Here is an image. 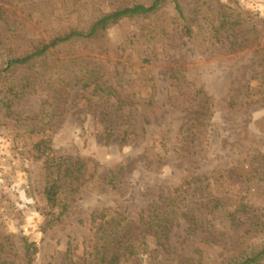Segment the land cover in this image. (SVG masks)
I'll return each mask as SVG.
<instances>
[{"label":"rangeland","instance_id":"rangeland-1","mask_svg":"<svg viewBox=\"0 0 264 264\" xmlns=\"http://www.w3.org/2000/svg\"><path fill=\"white\" fill-rule=\"evenodd\" d=\"M78 1L81 5L73 15L89 20L99 10H110L116 0ZM182 2L185 6L193 3V8L196 0ZM52 3L49 0L44 4L50 22ZM231 4L264 22V0H234ZM175 7L169 0L158 14L157 23L167 28L169 35L168 39L164 37L161 29L153 32L157 49L150 63L144 62L136 47L152 50L150 41L145 38L140 44L138 36L154 20L124 18L97 39H74L41 62L59 64L61 74L40 76L36 89L26 92L13 105L12 112L17 110L19 115H8L0 100V238L8 237L7 247L15 246L22 260H26V238L35 244L30 255L32 264H60L70 249L87 256L96 238L95 212L117 207L138 216L159 195L173 190L188 176L225 174L227 178L235 173L241 186L245 184L241 174L251 170L252 156L264 154V63L256 48L227 52L221 44H213L205 20L210 11L199 14L192 36L180 38L174 22L178 15ZM56 24L57 20L53 21L52 27ZM27 27L29 40L38 36L37 26L29 22ZM154 27L152 24L151 30ZM177 63L188 66L190 80L206 89L215 103L211 118L193 131H185L190 119L187 111L167 101L172 82L169 68ZM68 64L80 78L88 73L102 79V74L122 72L119 81L125 85V92L154 95L155 104L139 103L121 112L125 116L133 111L138 135L125 145L119 144L118 136L107 141L102 122L105 93L95 91L96 83L83 88L70 77L68 80L62 73H69L65 71ZM253 70L258 73L255 77ZM20 71L11 74L19 76ZM12 75L0 80V99L12 85ZM249 81L257 89L251 94L245 92ZM231 97L236 98V105H229ZM249 97L253 101L246 105ZM188 133L191 136L185 138ZM43 136L52 138L58 155L71 156L69 162L85 161L84 176L65 187L60 194L62 203L55 207L48 204L44 192L52 171L36 157L35 144ZM112 174L115 183L109 181ZM250 193L264 205L263 187L254 183ZM187 226L180 218L171 233L172 244L180 253L185 250L182 242ZM257 232L264 235V216L260 217ZM201 238L200 232L191 235L194 241ZM150 239V246H154L157 239ZM149 254L143 249L127 264H150ZM202 255L205 264H212L222 260L226 252L222 246L211 245L202 249Z\"/></svg>","mask_w":264,"mask_h":264},{"label":"trees","instance_id":"trees-1","mask_svg":"<svg viewBox=\"0 0 264 264\" xmlns=\"http://www.w3.org/2000/svg\"><path fill=\"white\" fill-rule=\"evenodd\" d=\"M47 1L49 0L0 2V80L21 69V75L15 76L13 73L12 85L0 99L8 115L20 114L17 110L12 112L13 105L21 101L26 92L36 89L42 76L61 74L59 64L53 65L50 61L47 65L41 62L45 63L54 50L74 39H97L105 30L124 18L153 19L150 27L142 28V33L138 36L140 44L147 38L150 47L152 46L151 51L145 46L136 47L145 63H150L155 57L152 53L157 46L152 38L159 29L168 39L167 28H161L157 20L160 10L169 0H116L110 10H99V14L89 20L73 15V10L81 5L78 0H50L53 2L50 10V17L53 19L51 22L44 10ZM172 1L178 13L174 22L180 38L192 36L199 14L210 11L211 15L205 17V20L210 30L209 40L213 44H221L227 52L254 47L264 63V22L258 21V16L246 14L240 7L231 4L234 0H203L201 3L196 0L193 8H190L193 3L185 6L182 0ZM204 5H207V9L202 10ZM55 20L58 24L52 27ZM29 22L39 30L38 36L31 40L28 36ZM152 24L155 27L151 30ZM45 32H49L47 36H43ZM68 65L65 71L69 73L62 72L68 80L70 77L71 82L81 84L83 88L96 83L95 91L102 90L105 93L102 99V122L107 141L118 136L119 144L125 145L135 134L138 135L133 111L125 116L121 112L139 103L155 104L154 95L141 96L125 92V85L119 81L122 72H116L115 75L102 74V79L101 76L90 77L91 74L88 73L87 77L80 78L75 68ZM187 70L188 66L182 63L170 66L171 94L167 101L174 107L187 111L190 119L186 123L185 131H193V128L200 127L211 118L215 103L206 89L194 85ZM252 75L257 76V70H253ZM254 90L257 89L249 81L245 92L251 94ZM252 101L249 97L246 105H250ZM236 103V98L231 97L229 105ZM189 136L190 133L185 138ZM185 147L183 146L188 151L189 148ZM35 149L36 157L42 159L52 171V179L47 183L44 192L48 204L55 207L62 203L60 194L65 187H71L84 176L85 161L76 159L69 162L71 156L58 155L52 138L46 136L36 142ZM53 167L57 169V173L53 171ZM241 175L245 176V184L241 186L237 185L240 177L235 173L227 178L225 174L188 176L173 190L159 195L158 200H154L152 206L144 208L138 216L117 207L103 208L101 213L93 214L96 238L91 252L87 256H80L70 249L60 264H127L143 249L150 253V264H205L202 249L211 245L222 246L226 252L222 260L212 264H264V235L257 232L260 217L264 216V205L254 200L250 193L254 183L264 188V154H254L251 170ZM114 179L113 174L109 176L111 183H115ZM245 186L246 190H243ZM180 218L188 223L182 242L185 244L183 253L178 252L177 246L171 241V233ZM197 232L202 234V238L194 241L191 235ZM150 236L158 241L153 242L154 246H150ZM7 239L9 238H0V264H32L30 255L35 244L26 238L24 261L15 246L7 247Z\"/></svg>","mask_w":264,"mask_h":264}]
</instances>
